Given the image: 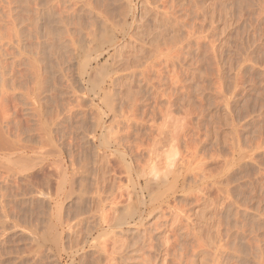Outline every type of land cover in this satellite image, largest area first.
<instances>
[{
  "label": "rangeland",
  "instance_id": "rangeland-1",
  "mask_svg": "<svg viewBox=\"0 0 264 264\" xmlns=\"http://www.w3.org/2000/svg\"><path fill=\"white\" fill-rule=\"evenodd\" d=\"M0 264H264V0H0Z\"/></svg>",
  "mask_w": 264,
  "mask_h": 264
},
{
  "label": "bare ground",
  "instance_id": "bare-ground-1",
  "mask_svg": "<svg viewBox=\"0 0 264 264\" xmlns=\"http://www.w3.org/2000/svg\"><path fill=\"white\" fill-rule=\"evenodd\" d=\"M102 215H103V214H102ZM102 215H101V217H102ZM105 217H106V216H105ZM102 218H103V217H102ZM101 220H102V219H101ZM104 220H106V218H105ZM104 220H103V221H104ZM107 220H108V219H107ZM102 223H103V222H102ZM105 224H107V223H105ZM49 225H50V223H49ZM46 234H47V232H46ZM41 236H42V235H41ZM44 236H45V235H44ZM44 236H43V237H44ZM49 236H50V235H49ZM47 238H48V236H47ZM42 239H43V238L41 237V240H42ZM44 240H45V237H44ZM48 240H49V238H48ZM48 240H47V241H48ZM45 242H46V241H45ZM119 249H120V248H119ZM120 250H121V249H120Z\"/></svg>",
  "mask_w": 264,
  "mask_h": 264
}]
</instances>
